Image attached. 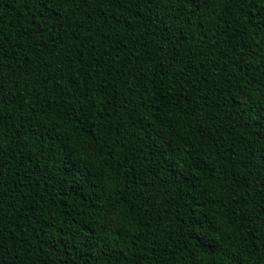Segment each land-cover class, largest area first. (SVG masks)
I'll use <instances>...</instances> for the list:
<instances>
[{
	"label": "trees",
	"instance_id": "16d2710c",
	"mask_svg": "<svg viewBox=\"0 0 264 264\" xmlns=\"http://www.w3.org/2000/svg\"><path fill=\"white\" fill-rule=\"evenodd\" d=\"M0 264H264V0H0Z\"/></svg>",
	"mask_w": 264,
	"mask_h": 264
},
{
	"label": "snow or ice",
	"instance_id": "6c2138e0",
	"mask_svg": "<svg viewBox=\"0 0 264 264\" xmlns=\"http://www.w3.org/2000/svg\"><path fill=\"white\" fill-rule=\"evenodd\" d=\"M160 2L161 3H166V2H169V0H160ZM182 2H185V0H182ZM200 2L211 4V3H215V2H224V0H200ZM228 2L234 3L235 0H228ZM92 147H94V146L93 145H89V148H92ZM193 164L198 169L201 166V162L200 161H194ZM204 169L206 171H208V172L213 171V169L209 168L207 165H204ZM208 179L211 180L213 178L212 177H208ZM193 223L194 224H196V223H201L202 224L203 223V220H201V221H193ZM213 244H214V242L211 241V240H204V241H202V246L205 247V248H208V249H211Z\"/></svg>",
	"mask_w": 264,
	"mask_h": 264
}]
</instances>
